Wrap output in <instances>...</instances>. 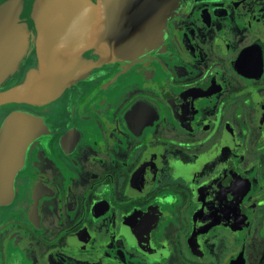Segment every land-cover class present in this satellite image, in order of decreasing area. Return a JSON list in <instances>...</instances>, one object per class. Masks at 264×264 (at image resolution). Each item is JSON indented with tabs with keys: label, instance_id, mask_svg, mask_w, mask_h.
I'll return each mask as SVG.
<instances>
[{
	"label": "flooded vegetation",
	"instance_id": "af4514ba",
	"mask_svg": "<svg viewBox=\"0 0 264 264\" xmlns=\"http://www.w3.org/2000/svg\"><path fill=\"white\" fill-rule=\"evenodd\" d=\"M163 31L0 105V128L48 127L0 204V264H264V0H176Z\"/></svg>",
	"mask_w": 264,
	"mask_h": 264
},
{
	"label": "water",
	"instance_id": "95a60500",
	"mask_svg": "<svg viewBox=\"0 0 264 264\" xmlns=\"http://www.w3.org/2000/svg\"><path fill=\"white\" fill-rule=\"evenodd\" d=\"M176 0H0V105L44 104L83 79L97 63L134 60L163 38ZM35 44L29 54L30 37ZM48 132L44 120L14 110L0 128V204L30 144Z\"/></svg>",
	"mask_w": 264,
	"mask_h": 264
}]
</instances>
